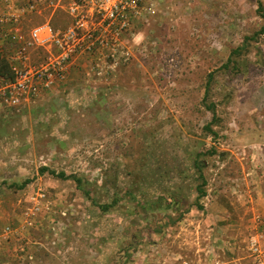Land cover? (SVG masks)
I'll return each mask as SVG.
<instances>
[{
	"label": "rangeland",
	"instance_id": "1",
	"mask_svg": "<svg viewBox=\"0 0 264 264\" xmlns=\"http://www.w3.org/2000/svg\"><path fill=\"white\" fill-rule=\"evenodd\" d=\"M260 1L144 0L127 61L98 75L79 59L38 99L0 97V264H264V34L247 40Z\"/></svg>",
	"mask_w": 264,
	"mask_h": 264
},
{
	"label": "built area",
	"instance_id": "2",
	"mask_svg": "<svg viewBox=\"0 0 264 264\" xmlns=\"http://www.w3.org/2000/svg\"><path fill=\"white\" fill-rule=\"evenodd\" d=\"M4 1L0 41L13 45L6 57L13 79L4 81L0 97L10 107L29 103L64 84L79 59H91L98 75L120 60L127 61L126 35L145 9L144 0ZM58 12H64L69 21L57 28L53 19ZM29 15L44 20L24 28L21 19ZM33 50H43L44 59H32Z\"/></svg>",
	"mask_w": 264,
	"mask_h": 264
},
{
	"label": "trees",
	"instance_id": "3",
	"mask_svg": "<svg viewBox=\"0 0 264 264\" xmlns=\"http://www.w3.org/2000/svg\"><path fill=\"white\" fill-rule=\"evenodd\" d=\"M258 5H259V10L262 11L263 5H262V2L260 0H258ZM261 16L264 18V12H261ZM260 34H264V26L258 32H256L252 37H248L247 40L255 39L256 36H258ZM240 51H241V49L240 50L239 49L234 50L231 53L227 63L223 64V66L221 68L222 69H228L229 64L233 62V56L239 55ZM0 78L5 79L6 81L13 79V73L11 70V66H10L8 60L6 59V57H4V56H1V58H0ZM213 80H214V74L210 73L208 76V79H207L206 94L204 97V102H206L210 96V87H211ZM205 106L209 111H211L214 114V118H216V106H215L214 102L210 101L209 103H205ZM207 128L210 131L212 130L210 125ZM210 154H214V151H211ZM198 156H201V153ZM194 164H195V167L199 173L198 177H199V179H201V183H199L195 187V191L198 194V200H200L201 198L206 196L205 187H206L207 182L204 178L203 169H202V167L205 166V161L199 160L197 157ZM40 172L42 174H44L45 172H49L51 175H53L57 178H60L62 180L73 179L75 182H77V184L79 186L82 183V180L80 178H78L76 175H67L64 171L57 173L55 170L49 169L48 167H42ZM29 183H30V180H26V181L22 182L21 184L14 183L11 185V188H15V190L24 189ZM118 202H119L118 199H114L111 203L99 205L98 207L102 211H108L111 208H113ZM197 205H199V202L197 203ZM200 206H198V207L200 208Z\"/></svg>",
	"mask_w": 264,
	"mask_h": 264
},
{
	"label": "crops",
	"instance_id": "4",
	"mask_svg": "<svg viewBox=\"0 0 264 264\" xmlns=\"http://www.w3.org/2000/svg\"><path fill=\"white\" fill-rule=\"evenodd\" d=\"M33 17H39V16H33ZM29 27H30V26H29ZM29 27H28V28H29Z\"/></svg>",
	"mask_w": 264,
	"mask_h": 264
}]
</instances>
